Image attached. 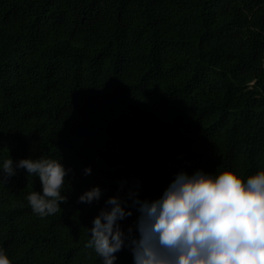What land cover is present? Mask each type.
<instances>
[{
    "label": "trees",
    "instance_id": "trees-1",
    "mask_svg": "<svg viewBox=\"0 0 264 264\" xmlns=\"http://www.w3.org/2000/svg\"><path fill=\"white\" fill-rule=\"evenodd\" d=\"M8 155L70 169L66 201L45 218L25 198L38 177L21 169L0 184L12 264H99L87 228L129 188L152 201L180 171L255 174L264 0H0V161ZM93 186L101 199L78 203ZM131 211L119 223L138 235ZM115 255L134 264L127 247Z\"/></svg>",
    "mask_w": 264,
    "mask_h": 264
},
{
    "label": "clouds",
    "instance_id": "clouds-1",
    "mask_svg": "<svg viewBox=\"0 0 264 264\" xmlns=\"http://www.w3.org/2000/svg\"><path fill=\"white\" fill-rule=\"evenodd\" d=\"M25 170L35 175L41 190H32L26 200L40 218L61 210L67 169L59 159L28 157L14 161L9 155L0 161V184L5 185ZM91 174V167L84 168ZM103 195L93 186L78 197V203L91 204ZM130 201V204H129ZM88 229L84 249L91 250L99 264H115L118 253L127 247L134 264H264V161L260 169L242 178L232 170L214 173L197 169L191 174L180 171L152 201L141 199L138 187L126 195L110 196ZM139 215L125 232L119 221ZM127 209V210H126ZM90 233V235H89ZM0 264H12L5 248L0 247Z\"/></svg>",
    "mask_w": 264,
    "mask_h": 264
}]
</instances>
